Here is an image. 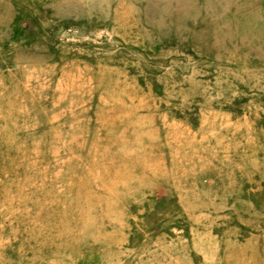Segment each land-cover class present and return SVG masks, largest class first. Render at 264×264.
<instances>
[{"label": "rangeland", "instance_id": "374dc122", "mask_svg": "<svg viewBox=\"0 0 264 264\" xmlns=\"http://www.w3.org/2000/svg\"><path fill=\"white\" fill-rule=\"evenodd\" d=\"M0 264H264V0H0Z\"/></svg>", "mask_w": 264, "mask_h": 264}]
</instances>
